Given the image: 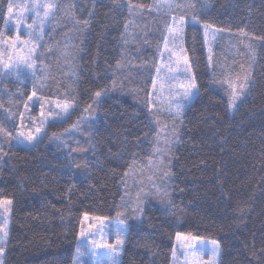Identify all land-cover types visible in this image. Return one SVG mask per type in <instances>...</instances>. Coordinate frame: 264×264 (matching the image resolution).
<instances>
[{
  "label": "trees",
  "instance_id": "1",
  "mask_svg": "<svg viewBox=\"0 0 264 264\" xmlns=\"http://www.w3.org/2000/svg\"><path fill=\"white\" fill-rule=\"evenodd\" d=\"M9 1L0 0V39ZM151 3L73 0L66 17L58 0L51 40L36 58L49 73L38 92L74 109L31 147L14 141L36 112L27 108L33 86L0 73V198L11 202L3 264H73L82 217L110 220L117 211L128 223L119 264H171L177 234L215 240L218 264H264V0H207L194 12L201 24L252 39L248 95L230 116L225 91L211 79L202 31L187 26L198 93L179 122L169 202L147 205L138 224L129 222L139 189L131 171L154 148L149 99L164 27H156V38L145 36L165 16ZM97 91L104 95L94 106Z\"/></svg>",
  "mask_w": 264,
  "mask_h": 264
},
{
  "label": "rangeland",
  "instance_id": "2",
  "mask_svg": "<svg viewBox=\"0 0 264 264\" xmlns=\"http://www.w3.org/2000/svg\"><path fill=\"white\" fill-rule=\"evenodd\" d=\"M58 0H10L13 13L6 10L0 39V73L16 81H27L33 86V91L37 92L32 101H28V109L36 107L35 114L26 115L25 122L20 123L14 143L22 147H31L43 135L46 127L50 123L63 121L74 109V104L69 109L67 115L60 112L55 99L44 98L39 94V89L49 83V73L45 67L37 62L40 47L46 43L49 30L55 29L54 18L55 6ZM60 9L68 13L72 11L73 0H60ZM8 4V6H9ZM207 4V0H152L150 10L153 13L164 15L162 20L156 18L151 24L145 38H156L158 29L164 27L161 36L162 43L158 46L157 66L152 82L148 117L154 129V145L151 157L141 168H134V180L139 186L135 194L132 211L133 218L129 222L138 224L141 220L144 207L153 205L165 207L169 202V192L167 191L168 178L171 175L173 153L177 144V131L179 122L185 109L190 106L197 96V88L192 89L193 95L188 99H183L182 94L190 83H194L190 63L184 47V36L187 26L197 25L202 31L206 62L210 71L211 79L215 88H219L226 93L227 109L232 116L238 105L248 95L252 74L256 63V50L250 37L244 34L230 35L217 31L207 25L201 24L195 17L194 12ZM169 5L173 7L169 8ZM8 8V7H7ZM47 11L49 15L44 16ZM69 21V20H68ZM66 21V24L67 22ZM181 21L183 24L181 25ZM157 27V28H156ZM53 29L51 34L53 33ZM221 33L224 42L222 49L216 54L212 49L215 41ZM155 44V42L153 43ZM214 48V47H213ZM29 57L34 64L31 68L27 66ZM19 64V67L16 65ZM33 72L36 77H33ZM35 85V86H34ZM196 85V84H195ZM236 90V99L232 101L233 89ZM95 95L96 106L103 98ZM47 101L48 103H44ZM230 101L232 103L230 104ZM45 115L41 116V106ZM177 105H183L178 109ZM181 112L179 118L175 117L176 111ZM55 113V115H50ZM43 122V123H42ZM40 127L41 131L36 132ZM23 131L25 137L31 133L37 137L29 142L25 137H20L19 132ZM175 133V135H173ZM88 136L84 141L88 145ZM175 141L166 144V141ZM85 149V147L83 148ZM163 161V164L160 163ZM77 178V177H76ZM78 179V178H77ZM0 201H9L0 198ZM137 208L142 211H136ZM11 203L0 204V227H4L5 232H0V237L5 241L3 252L0 253V264H3L6 253L8 232L10 227ZM82 217L78 234L77 248L84 254L77 256V248L74 261L77 264H109V261L119 264L123 251L124 238L128 230V223L123 217L114 219H96L88 216ZM83 231L84 235L80 233ZM119 237L122 243L116 244ZM212 240L195 237L188 234H177L175 237L171 264H208L212 259L210 249ZM110 244L116 249L115 252L100 245ZM218 245V244H217ZM219 247V246H218ZM220 252L215 258V264L219 263ZM73 261V262H74Z\"/></svg>",
  "mask_w": 264,
  "mask_h": 264
},
{
  "label": "snow or ice",
  "instance_id": "3",
  "mask_svg": "<svg viewBox=\"0 0 264 264\" xmlns=\"http://www.w3.org/2000/svg\"><path fill=\"white\" fill-rule=\"evenodd\" d=\"M168 7L171 8V7H173V5H169ZM7 12H8L9 14H12V13H13V7H12L11 4H9V6H8V8H7ZM48 15H49V13H48L47 11H45V12H44V16L47 17ZM180 23H181V25H182V24H183V21H181ZM205 27H207V25H206ZM33 64H34V61H32L31 58L29 57V61H28V63H27V66H28L29 68H31V67L33 66ZM16 67H19V64H17ZM32 75H33L34 78L36 77V73H35V72H33ZM34 86H35V85H34ZM195 88H196V85H195L194 83H190V84L187 86V88H186V90L184 91V93L182 94L183 99L186 100V99H188L191 95H193V93H192V89H195ZM197 93H198V89H197ZM95 95H96V97H100V96H101V92H100V91H97V92L95 93ZM34 97H36L37 100L40 99V97H37V92H36V91H33L32 94H31L30 96H28L27 99H28L29 101H32ZM235 99H236V90H235V88H234V89H233V93H232V101H234ZM232 101H230V104L232 103ZM44 103H48V102L45 101ZM57 107H59L61 113H63L64 115H67L68 112H69V109L72 107V105L69 104L67 101H65V102L62 103V104L57 103ZM182 107H183V105H177V108H178V109H180V108H182ZM87 110H88V109H85V111H87ZM40 114H41V116H44V115H45L44 110H43V105L41 106V113H40ZM50 115H55V113H50ZM180 116H181V112H180L179 110L176 111V113H175V117H176V118H179ZM42 123H43V122H42ZM40 131H41V128H40V127H37V128H36V132L39 133ZM18 135H19L20 137H25V133H24L23 131L19 132ZM173 135H175V133H173ZM25 138H26L29 142L34 141V140L37 139V137H36L35 135L31 134V133H29ZM173 142H175V141L169 140V141H166V144H171V143H173ZM160 163L163 164V161H160ZM10 203H11L10 201H0V204H10ZM136 211H142V209L137 208ZM120 214H121V213H120L119 211H117V216H120ZM84 219L87 220V219H88V216L85 215ZM96 219L99 220V219H101V218H100V217H96ZM0 232H3V233L5 234V236L7 235V233L5 232L4 227H0ZM80 235H81V236L84 235L83 231H81ZM4 243H5L4 239H3L2 237H0V253L3 252V245H4ZM121 243H122V241H121V239H119V237H118L117 240H116V244H117V245H120ZM211 244H212V247H211V249H210V252H211V257H212V259L208 262V264H215V258H216V256H217V254L220 252V249H219V247H218V245H217V242H216L215 240H212V241H211ZM100 246L105 247V248H108V249H110V250L113 251V252L116 251V249H114L113 246L110 245V244H105V245H100ZM83 254H84V253L81 252L80 249H79V247H78V248H77V256L79 257V256H81V255H83ZM73 264H77V262L74 261ZM109 264H115V262H113V261H109Z\"/></svg>",
  "mask_w": 264,
  "mask_h": 264
}]
</instances>
